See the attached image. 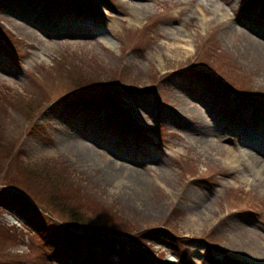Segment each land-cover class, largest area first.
Returning a JSON list of instances; mask_svg holds the SVG:
<instances>
[{"label": "rangeland", "instance_id": "1", "mask_svg": "<svg viewBox=\"0 0 264 264\" xmlns=\"http://www.w3.org/2000/svg\"><path fill=\"white\" fill-rule=\"evenodd\" d=\"M238 30L264 44V0H0V198L22 205L0 206V264H264V175L238 151L264 160V59ZM92 89L105 106L73 104Z\"/></svg>", "mask_w": 264, "mask_h": 264}, {"label": "bare ground", "instance_id": "2", "mask_svg": "<svg viewBox=\"0 0 264 264\" xmlns=\"http://www.w3.org/2000/svg\"><path fill=\"white\" fill-rule=\"evenodd\" d=\"M212 5H214L215 10L218 12H220V16L218 17V20H225L226 19V13L222 12V7L220 4H217L216 2H212ZM202 20L206 21L207 18L205 16H202ZM177 33V39L180 38L181 36H179V31L176 32ZM238 33L241 34L245 41L250 42L251 46L255 48V50L257 52L260 53L261 58L263 57L264 59V44L260 43L259 41H257L256 39H254L253 37H251L250 35L244 33L242 30H238ZM185 46L183 45H179L182 48H184L185 51H191V45L192 42L190 39H185ZM188 45V46H187ZM177 47V45H176ZM246 136V141L248 142H254L257 146L255 147H259V149L257 150L258 153L264 155V124H262L261 126H255L254 129H249V133L245 135ZM68 139V140H67ZM66 143L64 144L66 149H78L82 154H83V160L84 161H90L93 162L94 160H97V162H99L101 165H103L106 169L109 170V175L111 176V178H116L117 180L122 179V178H128L129 180H131V177H133V175H135L136 177V181L138 180V184L140 185V187L142 188L145 184H146V180L144 179V176L140 173H136L132 170H130L129 168L126 167H122L120 165H117L115 163L110 162V160H108L105 156H103V154L96 152L95 150L88 148L86 144H84L83 142L76 140L75 142H72L71 140H69V138H67ZM235 149H228V148H222L218 151V155L220 157V159L222 160V162H224L225 164H229L232 165L234 168H238L240 169L241 167H239L240 165L237 164L236 162L240 160V157L237 156L236 152L234 151ZM239 153L244 156L246 158V162L248 163V165L252 166V167H258V170H256V174H263L264 175V160L260 159L259 156L251 154V153H247L241 150H238ZM239 159V160H238ZM248 261H255V260H248Z\"/></svg>", "mask_w": 264, "mask_h": 264}, {"label": "trees", "instance_id": "3", "mask_svg": "<svg viewBox=\"0 0 264 264\" xmlns=\"http://www.w3.org/2000/svg\"><path fill=\"white\" fill-rule=\"evenodd\" d=\"M74 82H77L74 81ZM81 82H77V84H79ZM93 88V87H91ZM94 88H99V87H94ZM103 89H92V90H89V91H86V93L84 95H75L74 98L72 100L73 104L74 103H78V104H84V105H88V106H96V107H101V106H105V104H103L102 102V91ZM85 92V91H84ZM102 94V95H101ZM12 189V188H11ZM15 190V189H14ZM2 198V197H1ZM0 198V206H4L8 209H15L17 210L18 212L22 210V205H16L14 203V200L13 199H6L7 201H4ZM24 207V206H23ZM72 211V210H71ZM69 212V216H70V224L71 226L79 229V232H82V233H85V234H90V235H94V236H97V235H100L101 233L105 232L104 229L101 228V226L95 222L93 223H90L88 225H83L81 226V224H84L86 223V218L83 217V215L75 210H73V212ZM101 235H104V234H101ZM70 251H73V250H70Z\"/></svg>", "mask_w": 264, "mask_h": 264}]
</instances>
